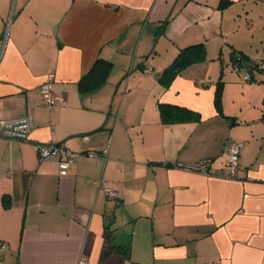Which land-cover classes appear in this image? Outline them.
<instances>
[{
    "label": "crops",
    "instance_id": "obj_1",
    "mask_svg": "<svg viewBox=\"0 0 264 264\" xmlns=\"http://www.w3.org/2000/svg\"><path fill=\"white\" fill-rule=\"evenodd\" d=\"M197 43L205 60L163 83ZM231 48L264 57V0H0V117L31 119L0 135V264H264V73L241 80ZM97 58L112 68L81 90ZM159 103L201 118L163 123ZM38 142L78 158L60 174Z\"/></svg>",
    "mask_w": 264,
    "mask_h": 264
},
{
    "label": "trees",
    "instance_id": "obj_2",
    "mask_svg": "<svg viewBox=\"0 0 264 264\" xmlns=\"http://www.w3.org/2000/svg\"><path fill=\"white\" fill-rule=\"evenodd\" d=\"M223 4H225V2H221V5ZM205 53V46L202 43L192 44L180 48L171 63L160 74L159 79L162 80V78H164L163 83L168 84L170 79L186 66L196 62H203L205 60ZM229 55L231 66L239 74H241V72L249 73L250 79L244 81L252 80L256 71L264 73V57L257 60L255 58H251L246 52L234 48L229 50ZM111 68V62L102 58H97L90 70L80 78L78 82L79 88L81 90H90L95 88L105 79ZM221 85L222 82L218 81L214 94V105L218 113H221ZM158 109L163 123L199 121L201 118L198 112L177 105L159 103Z\"/></svg>",
    "mask_w": 264,
    "mask_h": 264
},
{
    "label": "built area",
    "instance_id": "obj_3",
    "mask_svg": "<svg viewBox=\"0 0 264 264\" xmlns=\"http://www.w3.org/2000/svg\"><path fill=\"white\" fill-rule=\"evenodd\" d=\"M263 67H264V63H263ZM144 72L148 73L150 72V69L145 68ZM241 75L243 80L250 79V75L247 72H241ZM51 81H52V76H49L48 80L45 83H43V85L41 86L40 94L42 99L47 103L48 107H55L61 105L63 98L56 96L52 92ZM30 123H31V119L29 115H27L22 119L14 120L11 122H6L0 117V135L15 136L21 139L27 138ZM13 124H19L18 127H15L16 128L15 132L2 131V128L5 125L11 126ZM82 138L87 139V136H83ZM241 147H242V143L233 140L229 141L225 146V151L227 153L226 173H225L226 177H234L235 174L237 173L239 151ZM36 151L40 160H53L54 162H56L60 174H65L69 166L74 162H76L78 158V154L69 150L62 143L38 142L36 143ZM88 155L94 157V156H98V153L88 152ZM204 168L206 169L205 166ZM105 193L107 197L110 199H115L117 196L116 191H114L110 187L105 188ZM3 252H4V246L3 244L0 243V260L3 256ZM76 264H88V262L83 257H80L77 260Z\"/></svg>",
    "mask_w": 264,
    "mask_h": 264
},
{
    "label": "water",
    "instance_id": "obj_4",
    "mask_svg": "<svg viewBox=\"0 0 264 264\" xmlns=\"http://www.w3.org/2000/svg\"><path fill=\"white\" fill-rule=\"evenodd\" d=\"M19 124H13L11 126H7L5 125L3 128H2V131H7V132H15L16 128L15 127H18Z\"/></svg>",
    "mask_w": 264,
    "mask_h": 264
},
{
    "label": "rangeland",
    "instance_id": "obj_5",
    "mask_svg": "<svg viewBox=\"0 0 264 264\" xmlns=\"http://www.w3.org/2000/svg\"><path fill=\"white\" fill-rule=\"evenodd\" d=\"M259 57H260V56H259ZM262 57H263V56H262ZM262 57H261V58H262ZM225 58H227V60H226V61H228L227 54H225ZM261 58H259V59H261ZM219 61H220V60H219ZM221 62H222V61H220V62H219V64H221ZM222 63H223V62H222ZM224 63H225V62H224ZM223 66H224V68H230V67L228 66V64L226 65V63H225ZM255 73H257V74H258V73H259V71H256ZM261 73H263V72H261ZM239 76L241 77V80H242V75H241V74H239Z\"/></svg>",
    "mask_w": 264,
    "mask_h": 264
}]
</instances>
